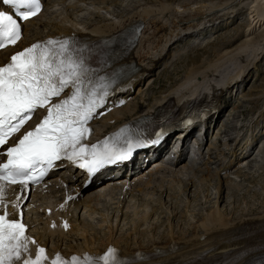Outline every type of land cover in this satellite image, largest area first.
I'll return each mask as SVG.
<instances>
[{
    "label": "bare ground",
    "instance_id": "6f19581e",
    "mask_svg": "<svg viewBox=\"0 0 264 264\" xmlns=\"http://www.w3.org/2000/svg\"><path fill=\"white\" fill-rule=\"evenodd\" d=\"M77 1L78 0H76V2ZM79 1L85 2L86 0H79ZM131 1L135 2L133 0ZM166 1L168 2V5H164ZM213 1L214 0H185V1L184 0H148L149 4L153 2L154 3L157 2L159 7L157 9L156 7L155 9H152L154 7L142 8L141 11L133 14L129 18L126 19L120 18L119 20L113 22L112 24L110 23L106 24L105 23L106 21L99 15H95V17L100 18L99 23H101V21L104 20V23L102 24L89 23L85 27H82L79 25V23L73 20L74 23L69 24L71 26L69 28L56 27L55 30H53L54 32H48L44 36L42 35L37 36L35 39L26 42L25 39L23 38L22 42L20 41V43L22 44L20 46L22 47V49H26L34 44H38V43L43 44L49 40L70 41L73 39H83V38H85L88 42L98 44L106 40H114L115 38L119 37L125 29H129L133 27L136 22L141 20L144 27L141 32L139 43L137 44L136 48L138 47V45H140L143 36L147 34L148 31H150L151 41L147 43L148 44L147 48L146 49L144 48L145 52L137 53L134 49L133 52L130 53L127 59H124L123 61L117 64L106 66L101 70L102 75H106V74L108 75L116 72H124L127 69V67L132 64H135L138 68L136 73L123 77L120 80V82H118L109 92L110 97H108L105 106L106 109L107 108L112 109V107L116 106L121 99V97L117 98L118 96H116V92L118 89L127 88L126 92L129 93L135 85L141 84L144 81H146L147 77L157 67V64H159L160 62H162V64L166 63L165 56L169 54V51L172 46L176 45L177 43H181L183 40L187 38H192L195 37V35H198L203 32H207L206 30L208 29V27L214 26L213 21L217 20V16L215 17V15L213 14L215 12L227 9L229 7L227 4L230 3L229 1L231 0H221L216 3ZM232 1L238 3H243L244 1L250 2L248 0H232ZM251 3L252 4L257 3L260 10L258 9L256 11L254 10L255 12L249 14L250 18L247 20L248 25H247V31L245 33L244 31H239L237 29V32L239 34L238 37L244 39L245 40V41L243 40L244 43L241 42V44L236 46L234 41L226 42L225 45H221L223 46L221 49L218 48L219 50H217V52L215 53L213 52L214 58H211L208 62L204 63L203 66L201 65L196 66L200 62L199 61L200 56L197 55V53L194 54L193 56L186 57L182 62L184 61L188 62L191 69L189 68L187 70V73L185 75L186 77L183 81L184 83L175 86L176 88H172L173 90L171 92L165 91L164 95L155 102H149L151 98H148V100L145 101H143V98H140L136 103L132 105L130 101L129 105L119 109L116 113H112L106 119H104L101 125L102 128L99 129L97 134H95L96 130L94 129L95 138H92L90 140L93 141L105 140L109 137H115L121 134L124 130L132 127L134 124L140 122L141 120L151 117L153 115L151 111L152 109L154 110V112H158L162 107L161 106L162 102L165 100L167 103H169L173 101L172 97H175V101L179 103L180 100H182L183 98L184 99L187 98L186 94H191L192 96L197 94L196 96L198 102H200V104L203 107L209 109L208 120L210 119L214 121V127L221 122L220 134L226 136L227 141L229 143L234 142L235 144L234 149L230 156H234L233 160L236 163H232L233 160L228 161L225 164L223 170L225 169L229 171L233 169L236 166V164H238L236 172H239L241 168L240 167L241 162L243 160H247L250 156L253 155V153L257 149V145L259 143L261 144L264 138V133L255 134L254 141L251 144H248L246 147H243L245 143L244 144L241 143L242 139L237 140L236 137L230 134V131L233 130L232 128L233 125L231 126L228 125L229 126L228 127L227 124L225 123L226 120H230V119H226L225 121L222 122L224 114L227 111V109L222 115L221 112L225 110V107L230 103V100L228 99L221 102L220 96L223 90L224 91L227 90V87L229 89V86H231L230 89L228 90V93L229 92L231 93V90L235 85L244 82L247 78L245 80L243 79L244 77L242 76L243 72H245V70L252 62L253 65H256L255 63L256 57L261 58L262 56H264V54L262 53L263 51L260 48L258 49L259 41L261 42L264 41V32L263 34H259L258 37L255 36L256 38H253L254 37L253 35H255V33L258 32V30H260L261 27L262 28L264 27V8H263L264 0H253ZM107 4H113L115 8L122 10L121 7L124 5V1L123 0L113 1L112 3H107ZM107 4H103V5L107 6ZM143 5L146 4L143 3ZM140 6L142 5L138 4L137 8ZM80 11L81 10H78V12ZM235 14L236 13H234V15ZM39 17H42V15H40ZM75 17L77 16L75 15ZM232 17L236 19L235 18L236 15L235 17L234 16ZM38 18L35 20L38 21ZM82 18L85 19V17ZM77 21L81 22V19ZM29 25H30L29 23H26L24 28V35L27 32H29V27H28ZM149 28L151 30H149ZM81 30L84 31L82 32ZM256 41L258 42L256 43ZM199 45L196 44L195 46H199ZM16 51L18 50L15 49L14 47L10 51L0 52V66H3L5 63H7V61ZM235 51H239V52L235 56H232V54ZM154 53H156V55H154ZM163 53L164 55H162ZM205 53L208 54L207 52H204V54ZM250 57H252V59H250ZM183 58L184 57L178 58L176 62L181 61ZM237 63L241 65V68L238 69L237 67H235L238 69V71L235 73L236 71L235 70L234 71L235 74L232 75L231 77H228L227 81H224V84H221L219 83L218 80H216L217 78H215L216 77L215 74L219 73L220 75H222V73L228 72L227 68H225L226 70L224 69L223 71H220L221 69H223L227 65L232 67ZM165 71H167V69H164L156 79L150 82L148 89L153 88V86L156 85V82L162 77ZM239 76H241L242 78L240 77L239 79L238 78ZM197 77H200V80L197 81L192 87H189L190 82L193 81V79L196 80ZM242 79L243 81L241 82ZM202 86L204 87V89H202V91H199L198 88ZM184 88L187 89L186 93L182 92V89ZM180 90L181 92H179ZM204 91L206 92L207 95L205 94ZM210 91L212 92V97H209ZM70 94H71V89H68L66 92H64L62 97H67ZM109 98H111L110 100L112 101L111 107H109L110 106L108 101ZM185 102L186 103H184V106L188 105L192 101L188 99ZM106 109H102V110H106ZM249 112H252V109H250ZM229 123L231 122L229 121ZM241 128L243 127H240L239 130ZM234 129L237 130V128ZM181 133L182 132L176 135H180ZM203 137L205 140L206 134H204ZM185 142L186 143L188 142L186 136L183 138L182 144ZM237 149H239L238 150L240 152L239 154H237ZM261 150L264 151V144L261 145ZM221 155H223V157L225 156L223 152L221 153ZM239 158L240 160H238ZM180 160H183L181 156L177 160V163L175 165L176 167L181 165L179 164ZM147 162L148 159L145 157L144 154V156H142L141 159L139 160L135 157H132L131 161L127 164V167L131 169V172H134L137 168L141 167ZM184 162L185 159L183 160V163ZM154 163L156 162H153V164ZM249 165L250 164L247 163V166ZM63 166H65L64 168H66L67 171H71L72 169H74V172H76L73 163L67 162L65 163V165H59L60 168H63ZM186 168L187 165L182 166L179 168V171H177L176 173L179 174L181 173V171H183ZM158 172H160V170H158ZM158 172H152L151 174H147L146 176H144L143 173H139L135 176L132 175L133 178L132 182H130L129 179L128 181L124 180V177L119 178L117 180H112L115 182H121L119 184L122 185L107 189V187H105V184H102L101 186H99L102 187V189L96 193L94 191L95 189L92 190L90 186L88 187L85 186L86 188H84L83 186L80 189L76 187L72 189L70 193L65 196V201L68 202L70 206H74V209H76L79 206V200L82 198L80 204L82 205L81 207L85 209L88 207L87 206L88 204L93 203L97 199L99 201L100 197L104 195H112L111 196L112 199H115L117 196L115 191L118 188H123L125 191H127L128 194L136 190L138 192H142L145 189H147L151 183L157 181V179L155 180L154 176ZM240 172H242L243 175H245V170ZM176 173L175 174L173 173L174 175L171 174L170 176L173 177L174 181L175 180L178 181L177 183H182L183 181L178 177L179 175H177ZM238 174L239 173H237L236 176ZM77 176H78L77 179L78 178L81 179L80 173H78ZM143 176L144 178H142ZM204 176H209L206 177L208 181L210 175L206 174ZM55 178L56 176L52 177L51 179L42 183L39 187L33 188L30 191H28L27 187H22V186L10 187V188L18 189L17 193L11 199L12 205L16 204L17 208H19L18 205L21 203V205L23 206V204H25L27 200V193L29 192H32V199H33V197H35V194L42 192V190L54 189L56 188L57 184L59 186H64V187L66 186L67 188H69L67 185L71 181L72 184H70V187H72L73 183L77 181V180L73 181L74 178L73 176L71 178H68L66 182L63 179L62 181H58ZM202 179L205 178H201V181ZM248 179L253 180V178L252 177L250 178L249 176ZM188 180L190 181L189 182L190 186L191 184L194 185L192 180L190 179ZM230 180L231 182H233V179ZM230 180L228 176L221 177L220 175V181L218 183L225 182L227 186L228 185L227 183H229ZM83 182L85 181L81 180L80 185H83ZM189 184L185 183V186L182 189L183 192H186L185 190H187ZM222 186L218 184V186L216 187V197H215L217 199L215 202L216 204L219 202L220 203L223 202V196L221 195H223L224 189ZM184 194L188 195L187 193ZM185 199H186L185 200L186 203L190 202L187 196ZM4 200L5 198H3V201ZM186 203L184 207L188 208V206H186ZM53 204L54 203L50 202L43 207L39 205L40 206L39 207L37 205L34 206L32 205V203H29L26 206L25 210L35 209V207H37L38 209L42 208V213L44 215L41 218V221H43V226L41 230L39 231L37 230V232L34 230L35 231L34 234L29 233L27 231L28 229H26L25 232L26 237L28 238L29 241H35V243H31V242L28 243V251L26 253H23L21 260H19L15 264H23L24 258H31L35 260L39 248L45 249L44 255L47 257V259L42 261V264H52V260L55 259L57 255H59L64 261L67 262H70L72 257L74 256L79 258L81 262L84 261L85 257H90L93 263L96 262L106 251H108L109 248L118 249L121 259L123 261L124 260L130 261V263L128 264H194L193 262L195 260L203 261V263L201 264H213V262L221 259L222 260L218 264H227V262H225L226 259L228 258L233 259L240 257L244 255V253H249L252 250L258 248H261V250L249 254L243 260L239 261L238 264L248 263L253 257H256L258 255H260V258L264 256V211L260 214L259 213L257 214L255 211H250L238 217H231L229 214L221 213L223 211H220L219 206H217L211 214L206 213V215L202 216L200 219L193 222L190 225L191 231L188 234L175 235L173 233V227L171 223L167 227V232L165 238H163L164 239L163 243L157 241H151L150 243L148 242L145 247H143L137 242H132V244L129 245L126 244L125 240L121 241L119 239H116L113 233L114 221L112 219L110 220L106 216L105 218L102 217V221L103 224L104 225L107 224L109 228L107 230L105 227V229L107 230V232L104 234L105 238L104 237L99 238L97 234L93 233L94 235H90L91 233L89 232L90 233L89 234L84 226H80V224H76L74 221H71V219L73 218L72 215L73 212L72 211L68 212L67 210L64 211V204L59 205V208L63 211V214L61 215H58V213L54 212L52 208L55 207L58 208V206L57 205L53 206ZM12 205H10V208ZM127 206L125 209L131 210V207L130 206L127 207ZM149 209L151 212L152 211L156 212V208L153 209V207H150L148 203H145L144 209L142 211L143 215L140 218V222L144 223L146 222L147 219H150L149 217L150 214H148ZM5 211L6 208L2 203L0 206V213ZM16 212L17 209L15 211L8 212L9 213L8 217L16 220H19L18 218L21 217L20 221L24 224V221L22 220L23 215L22 214L20 216L18 214L16 215ZM113 215L115 216V212ZM121 215H122L121 213L120 215H118L120 221L122 219ZM124 215H127V213L125 212ZM132 215H133L132 218L133 217L136 218L138 216V213L135 212L134 208L132 210ZM250 217H256V218H250ZM169 222H171V220ZM65 225H67V227H65ZM132 228L138 229L139 224H135V222H133ZM142 232L144 231H140V233ZM140 233H136V235L142 236L143 234ZM71 235L77 237L78 240L77 243L80 242L79 245H77V243H76L77 246L74 245L75 247L68 245L64 250H62L58 244L49 247V241L53 237L58 239V241L55 242L58 243L59 240L65 239V237H70ZM123 244L125 245V247H123ZM138 258L141 259L144 258L145 260L135 262V259Z\"/></svg>",
    "mask_w": 264,
    "mask_h": 264
},
{
    "label": "rangeland",
    "instance_id": "374dc122",
    "mask_svg": "<svg viewBox=\"0 0 264 264\" xmlns=\"http://www.w3.org/2000/svg\"><path fill=\"white\" fill-rule=\"evenodd\" d=\"M51 1L52 2H50L47 6L44 16L41 18V21H36L35 23L28 26L29 32H27L25 35L26 41L33 40L37 36H44L48 32H54L53 30H55L56 27L69 28L71 27L69 24L74 23L73 20L79 23V25L82 27H85L89 23L102 24L104 23V20L106 21V24H112L120 18H129L133 14L141 11L142 8L154 7L152 9H155L156 7L157 9L159 7L157 2L149 4L148 0H133L136 3L132 2L131 0H123L124 5L121 7L122 10L115 8L113 4H107L112 3L113 1L122 0H87L85 2H76V0ZM219 1L221 0H214L213 2L216 3ZM248 1L250 2L244 1L243 3H238L233 2L232 0L229 1L230 3L227 5L229 6L228 8L230 10L227 8L225 10H221L222 12H215L216 14L214 13L213 15H215V17L217 16V20L213 21L214 26H209L208 29L206 27L207 32L200 33L199 35H195V37L192 38H187L181 43H177L176 45L172 46L169 54L165 56L166 63L157 64V67L151 73V76L147 77L148 80L143 82V84L141 83L139 94L137 93L138 87L135 89L134 93L132 94L131 104L133 105L140 98H143V101L151 98L149 102H155L164 95L165 91L171 92L173 90L172 88H176L175 86L184 83L183 81L186 77L185 75L187 70L189 68L191 69L188 62H182L186 57L193 56L197 53V55L200 56V62L196 66H203L204 63L208 62L211 58H214V53L221 49L223 47L221 45H225L226 42L234 41L236 46L241 44V42L244 43L245 40L238 37L239 34L237 29L239 31H244L245 33L247 31L248 25L247 20L250 18L249 14L255 12L257 9L260 10L257 3L252 4L251 2L253 0ZM143 3L146 5H143ZM103 4H107V6H104ZM138 4L142 6L137 8ZM164 5H168V2L166 1ZM78 10H81V12H78ZM234 13H236V17ZM70 15L73 18H71ZM75 15L77 17H75ZM82 15L85 16V19L81 17ZM95 15L101 16L104 20L99 23L100 18L95 17ZM232 16H234L236 19H234ZM79 19H81V22L77 21ZM149 30L151 29L149 28ZM263 32L264 27H261L260 30H258V32L253 35L254 37H252L256 38L259 36V34H263ZM150 34L151 32L148 31V33L143 36L140 45L135 48L137 53L145 52L144 48L146 49L148 45L147 43L151 41ZM193 42L196 44L200 43V45L197 44L199 46H195L191 44ZM257 42L258 41H256V43ZM259 44L258 49L260 48L264 54V41H259ZM204 52H207L208 54H204ZM238 52L239 51H235L232 56H235ZM154 55H156V53H154ZM180 57L184 58L181 61L176 62V60ZM250 59H252V57H250ZM255 63L256 65H253L252 62L245 72H243V79L245 80L247 78L244 82H242V79V83L235 85L232 88L231 93L223 92L221 96L222 101L228 99L230 100V103L225 107V110L221 112L222 115L227 109L222 122L226 119H230L225 121L227 126L233 125V130L230 131V134L234 137L236 136L238 139H242V143H246V145L249 144L251 140H254L255 134L264 133V56L261 58L256 57ZM228 65L220 70L223 71L225 68H227L228 72L222 73V75L219 73L216 74L220 76V79L224 78L225 80L228 77H231L238 71V69L241 68V65L239 64L237 66L233 65L232 67ZM164 69H167V71H165L162 77L156 82V85H154L153 88L148 89V84L150 81L156 79ZM240 77L241 76L238 78ZM198 78L200 77H197L196 80L193 79V81H191L192 83L190 82L189 87H192L197 81H199ZM250 109H252V112H249ZM229 121L231 123H229ZM220 124L221 122L214 127L213 121L208 123L206 144L204 147L200 146L198 151V153H202L203 161H198L196 163V171H192L190 174H184V172L177 174L176 172L178 171V167L169 166L170 170L174 174L176 173L179 175L178 177L182 179V183H177L178 181L176 180L174 181L173 177L170 176L171 173L161 175L158 174V182L154 184L156 187L155 189L150 187L143 193H137L133 191L132 193L130 192L131 194L124 197L123 195H117L115 199H112V195H108L107 201L100 202L97 199L93 203L88 204V207L85 209L81 207L82 205L80 204L82 198L79 200V206L76 209H74V206H69L68 203L65 202L64 190L60 191L59 189L62 188L56 187L55 189H52L46 193L41 192L33 199L29 197L27 202L22 207L23 217L26 218L25 220L27 225L31 227L30 233L34 234L35 231L37 232V230H41L43 226V221H41L43 213L42 208H36L35 210L28 209L25 211L24 209L28 203H32L33 205L37 206L41 205V207L47 205L50 202H56L58 204L64 203L65 208L68 207V209L73 212V218L71 221H74L76 224H80V226H84L88 233H91H89L90 235L97 234L99 238H105L104 234L109 228V226L107 224L104 225L102 221V217L105 218L106 216L110 220L112 219L114 221L113 233L116 239L121 241L125 240L126 244L129 245H131L132 242H137L143 247H145L147 243H150L151 241L163 243V238L166 236L167 227L171 223L173 227V233L175 235L188 234L191 231L190 225L193 222L206 215V213L211 214L217 206H219L220 211H223L221 213L229 214L231 217H238L250 211H255L257 214L262 213L264 211V151H259V149H257L247 160L248 162H251V165H249V167L245 170V175H243L242 172H238L239 174L236 176L237 173H235V169H233L231 173L228 174L229 180L233 179V182L230 180L229 183H227V186L225 182L218 183L220 180V171L223 169L225 164H223V156L219 155V153L221 154L223 152L226 155L234 146L232 143L227 142L226 136L220 134ZM240 127L243 128L239 130ZM234 128H237V130ZM262 143L264 144V138ZM230 155L231 153L228 154L227 157H224V162H227L228 159H233V157ZM255 158H258L257 160H260L261 163L257 165V160H255ZM66 174L69 177L72 176L71 172H66ZM206 174L210 175L208 181L206 177L209 176H204ZM248 176L250 178L252 177L253 180H249ZM201 178H205L202 179V181L205 182H202ZM188 179L192 180L194 185L191 184L190 186V181ZM185 183L189 185L187 190H185L186 192H183L182 189L185 186ZM74 184L77 186L78 181H76ZM218 184L221 186L223 185L222 187L225 191L223 190V195H221L223 196V202L216 204L215 202L217 199L215 197L216 187ZM158 186H161V189L158 188ZM16 191V189L7 190L5 196L11 198L12 195L16 193ZM184 193H187L188 195ZM186 196L189 198L190 202L186 203ZM145 203H148L150 207H153V209L156 208V212H151L149 209L148 214H150V219H147L146 222L143 223L140 222V218L143 215L142 211L144 209ZM185 203L188 208L184 207ZM10 204L11 199L4 201V205L7 208L10 206ZM127 205L131 207V210L125 209ZM133 208L135 212L138 213V216L136 217L137 219L134 217L132 218ZM114 212L115 216L113 215ZM125 212L127 215H124ZM120 213L122 214L121 221L120 218H118ZM170 220L171 222H169ZM131 221L135 222V224H139V228H132L133 222ZM140 231L144 232L140 233ZM136 233L143 235L138 236ZM56 241H58V239L53 237L49 241V247L58 244L59 247L64 250L68 245L75 247L74 245H76L78 240L76 236L71 235L70 237H65V239L59 240L58 243H55ZM79 243L80 242H78L77 245H79ZM123 247H125L124 244Z\"/></svg>",
    "mask_w": 264,
    "mask_h": 264
},
{
    "label": "snow or ice",
    "instance_id": "6c2138e0",
    "mask_svg": "<svg viewBox=\"0 0 264 264\" xmlns=\"http://www.w3.org/2000/svg\"><path fill=\"white\" fill-rule=\"evenodd\" d=\"M2 3L12 11L0 10V48L14 45L20 39L22 30L17 18L28 20L42 7L41 0H2ZM77 51L68 40H49L12 55L8 64L0 66V146L7 143L9 135L19 131L37 108L47 106V115L36 128L7 149V162L0 164V181L26 187L29 181L37 182L45 175V165L51 168L62 157L73 160L91 156L80 167L94 173L105 164L128 159L134 148L144 146L127 142V148L121 149L105 142L104 149L98 152L96 145L89 151L81 143L90 131L86 127L88 121L103 105L110 84L115 81L105 82L106 77H98L99 83L94 82L93 70ZM66 89H71L70 95L51 103L53 97H59ZM4 188L0 184V204ZM8 216L7 211L0 214V264H15L28 251V243H35L25 236V225ZM44 253L45 249L39 248L35 260L24 258L23 264H42L47 259ZM99 259L103 264H123L113 248ZM52 264H92V260L85 257L81 262L74 256L67 262L57 255Z\"/></svg>",
    "mask_w": 264,
    "mask_h": 264
}]
</instances>
